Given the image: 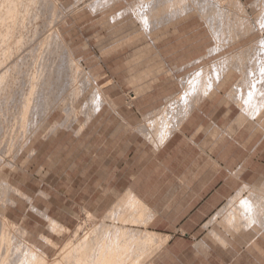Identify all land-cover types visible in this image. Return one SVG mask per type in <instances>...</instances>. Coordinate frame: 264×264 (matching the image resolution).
<instances>
[{
	"label": "rangeland",
	"instance_id": "374dc122",
	"mask_svg": "<svg viewBox=\"0 0 264 264\" xmlns=\"http://www.w3.org/2000/svg\"><path fill=\"white\" fill-rule=\"evenodd\" d=\"M149 1L156 9L149 10ZM149 1L11 0L7 3L8 8L14 7L10 11L5 8L7 0L5 5L0 1L4 7H0V18H4L0 21L5 23L0 24V264H31L43 259L46 264H96L102 248L122 251L125 245L129 250L122 255L126 256L123 260L155 263L166 236L146 228L144 204L133 205L127 194L115 193L113 187H99L105 164L106 174H113V136L119 140L132 137L139 142L147 139L156 146L155 133L161 130V122L172 120L176 114L163 112L171 101L184 92L183 99L190 96L193 105L207 97L201 94L202 89L213 78L217 60L245 45H255L264 31L243 30L247 33L244 37L217 49L219 42L207 23L216 15L212 4L199 13L197 0H175L177 5L170 0L177 10L170 6L166 14L165 0ZM221 1L227 6L231 0ZM239 1L247 16L254 18L255 0ZM138 3L143 10L138 9ZM136 10L150 15L154 29L150 34L144 33ZM153 10L159 15H153ZM236 14L232 12L231 18ZM170 16L174 17L172 23ZM225 34L228 40L229 33ZM259 58L261 61L264 56L260 54ZM236 70L226 74L221 85L216 83L209 94L222 88L219 97L227 93V103L240 107L241 103L228 95L245 79ZM196 74L199 78L194 77ZM189 79L195 81L190 86L197 83L194 86L198 91L187 89L191 88L187 86ZM27 106L28 114L23 112ZM233 110V114L238 111L236 107ZM24 114L26 118L20 119ZM104 136L106 152L100 144ZM110 177L106 176L107 183ZM88 232L98 241L92 242L91 252L87 250L82 258L74 249H79ZM5 236L9 245L4 244ZM64 244L69 246L61 253Z\"/></svg>",
	"mask_w": 264,
	"mask_h": 264
},
{
	"label": "crops",
	"instance_id": "0c3cea01",
	"mask_svg": "<svg viewBox=\"0 0 264 264\" xmlns=\"http://www.w3.org/2000/svg\"><path fill=\"white\" fill-rule=\"evenodd\" d=\"M141 12L137 20L149 34L153 28ZM222 92L173 109L187 115L161 122L158 147L113 136V174L105 164L99 187L144 204L146 228L166 236L154 264H264V92L254 108L263 114L242 120V109Z\"/></svg>",
	"mask_w": 264,
	"mask_h": 264
},
{
	"label": "bare ground",
	"instance_id": "6f19581e",
	"mask_svg": "<svg viewBox=\"0 0 264 264\" xmlns=\"http://www.w3.org/2000/svg\"><path fill=\"white\" fill-rule=\"evenodd\" d=\"M1 1V0H0ZM8 1H11V0H7V2H6V0H2V3L3 2H6V6H5V8L7 7V3H8ZM41 1V0H40ZM117 1V0H116ZM142 1V0H141ZM147 1H149V0H147ZM151 1H153V0H151ZM161 1V0H160ZM163 1V0H162ZM180 1V0H179ZM178 1V2H179ZM185 1V0H184ZM188 1V0H187ZM198 1V3H199V7H200V12L199 13H203V10L206 12V7L207 6H209V4H212L213 6H214V8H215V11H216V15L213 17V16H209V18L210 17H213V18H211L210 19V21L209 22H207V23H210L209 25L212 27V31H213V33H214V37H215V39H216V41H218L219 43L216 45V47L215 48H222V46L225 44H227L228 43V41H230V42H233V40H238V39H240V38H242V37H244L247 33H245V32H250V31H255V30H262V31H264V0H255L252 4H254L256 7H257V14L255 15V17L253 18L252 16L250 17V16H247V14H246V11H244V7H243V5H242V3H241V1H239V0H228V1H230L229 3H228V5L227 6H225L224 5V2L223 1H221V0H197ZM34 2V1H33ZM112 2V1H111ZM157 2V1H156ZM177 1H175L174 0V4L176 3ZM196 2V1H195ZM23 3V2H22ZM107 3V2H106ZM148 4H150L148 7H149V10H152V9H156V6H154L153 4H151L150 3V1L149 2H147ZM168 3V4H167ZM185 3H187V2H185ZM191 3V2H190ZM197 3V4H198ZM4 4V3H3ZM16 4V1H15V3H14V5ZM17 4H18V2H17ZM27 4V3H26ZM43 4V3H42ZM102 4H104V3H102ZM139 4V3H138ZM163 4H166V8H164L163 6V8L166 10V14L168 13L167 12V10L168 11H170L169 10V8H170V6H171V8L173 7L172 5H173V1L172 2H170V0H165V2L163 1ZM183 4H184V2H183ZM182 4V5H183ZM5 5V4H4ZM9 5V4H8ZM12 5H13V2H12ZM11 5V6H12ZM19 5V4H18ZM105 5V4H104ZM108 5V4H107ZM111 5V4H110ZM140 5V4H139ZM157 5V4H156ZM167 5H168V7H167ZM175 5H177V3L175 4ZM178 5H179V3H178ZM182 5H180V7L182 6ZM190 5V4H189ZM3 5L1 4V6L0 7H2ZM16 6V5H15ZM23 6V5H22ZM43 6V5H42ZM146 6V7H147ZM184 6H186V5H184ZM191 6V5H190ZM190 6H189V8H190ZM8 7H10V6H8ZM7 7V9L9 10V9H13L14 7H11V8H8ZM17 7V6H16ZM15 7V8H16ZM143 6H138V9H140V10H143V9H141ZM159 7V6H158ZM175 8L177 7V6H174ZM173 7V8H174ZM179 7V6H178ZM194 7V6H193ZM196 7V6H195ZM212 7V6H211ZM3 9H4V7H2ZM2 8H0V9H2ZM25 8H27V7H25ZM98 8V7H97ZM134 8V7H133ZM161 8V7H160ZM159 8V9H160ZM184 8L185 7H183V8H181V11H184ZM192 8V7H191ZM6 9V10H7ZM48 9V8H47ZM102 9V8H101ZM179 9V8H178ZM187 9V8H186ZM195 9H197V8H195ZM15 10V9H14ZM14 10H11V11H13L14 12ZM38 10H39V8H38ZM70 10V9H69ZM161 10V9H160ZM159 10V11H160ZM175 10H177V8L175 9ZM180 10V9H179ZM192 10V9H191ZM191 10H189V11H191ZM194 10V9H193ZM10 11V10H9ZM137 11V10H136ZM147 11H148V9H147ZM147 11H146V13H144L143 11L141 12V14H143V16L141 15V18H142V20L144 19H147V23H149L150 22V20H149V18H147L148 16H150V15H146V14H148L147 13ZM154 11V13H153V15L154 14H156L155 12H156V10H153ZM162 11V10H161ZM188 11V10H187ZM229 11H231L230 13H228ZM238 12V15L236 14V16H234L233 15V18H231V16H232V12ZM2 12V10L0 11V13ZM5 11L3 10V13H4ZM7 12V11H6ZM12 12V13H13ZM16 12V11H15ZM138 12V11H137ZM162 12H164V11H162ZM193 12H195V11H193ZM213 12V11H212ZM226 13L225 14V16L226 15H229L230 16V18H227V16L225 17L224 16V13ZM12 13H9V14H12ZM49 13V12H48ZM130 13V12H129ZM139 13V12H138ZM165 13V12H164ZM176 13H178V12H176ZM180 13H183V12H179V14ZM185 13H187L186 12V10H185ZM184 13V14H185ZM188 13H190V12H188ZM5 14H7V13H5ZM19 14V13H18ZM34 14V13H33ZM134 14V13H133ZM150 14V13H149ZM171 14V13H170ZM213 14H215V12L213 13ZM234 14V13H233ZM4 15V14H3ZM2 15V16H3ZM14 15V14H13ZM27 15V14H26ZM25 15V16H26ZM38 15V14H37ZM139 15V14H138ZM152 15V16H153ZM156 15H159L158 13L156 14ZM172 15H173V13H172ZM203 16H204V14H202ZM5 16V15H4ZM118 16V15H117ZM161 16V15H160ZM166 15L164 14V17H165ZM177 16V15H176ZM182 16V15H181ZM184 16V15H183ZM206 16H208L207 14H206ZM9 17V16H8ZM7 17V18H8ZM16 17V16H15ZM34 17H35V15H34ZM112 17V16H111ZM121 17V16H120ZM178 17H180V16H178ZM177 17V18H178ZM202 17V16H201ZM2 18V17H1ZM0 18V19H1ZM6 18V19H7ZM32 18H33V16H32ZM116 18V17H115ZM138 17L136 16V19H137ZM152 18H154V17H152ZM156 18H158V16H156ZM161 18V17H160ZM170 22H171V20L172 19H174V17L172 18V16H170ZM176 18V19H177ZM208 18V17H207ZM25 19V18H24ZM23 19V20H24ZM169 19V18H168ZM203 19H205L206 20V17L205 18H203ZM231 19V20H230ZM1 20H4V18L3 19H1ZM11 20V19H10ZM39 20V19H38ZM115 20V19H114ZM158 20V19H157ZM157 20H154V21H156L157 22ZM209 20V19H208ZM8 21V20H7ZM19 21H21V20H19ZM153 21V22H154ZM23 22V21H22ZM141 22H143V21H141ZM146 22V21H145ZM2 23V21H0V24ZM13 23H15V22H13ZM151 23V22H150ZM163 23V22H162ZM172 23V22H171ZM5 24V23H4ZM3 23H2V25H4ZM12 24V23H11ZM27 24V23H26ZM143 24V23H142ZM146 24V23H145ZM145 24H143L142 26H143V29H144V25ZM18 25V24H17ZM25 25V24H24ZM28 25V24H27ZM151 24H149V26H150ZM160 25H161V23H160ZM1 26V25H0ZM148 26V25H147ZM153 26H155V25H153ZM3 28H4V26H2ZM25 27V26H24ZM33 27V26H32ZM146 27V26H145ZM165 27V26H164ZM149 28V27H148ZM152 28V27H151ZM159 28H160V26H159ZM45 29V28H44ZM49 29V28H48ZM146 29V28H145ZM5 30V29H4ZM12 30V29H11ZM17 30V29H16ZM18 30H19V28H18ZM52 30V29H51ZM50 30V31H51ZM149 30V29H148ZM151 30H153V29H151ZM156 30H158V29H156ZM243 30H245V32L243 31ZM248 30V31H247ZM2 31V30H1ZM10 31V30H9ZM147 31V30H146ZM145 30H144V33L146 32ZM227 32V33H229V37H228V40H227V38L225 39V37L227 36V34H225V32ZM3 32V31H2ZM40 32V31H39ZM57 32V31H56ZM148 32H150V30L148 31ZM155 32H157V31H155ZM224 32V33H223ZM257 32V31H256ZM12 33V32H11ZM54 33H55V31H54ZM2 34V33H1ZM146 34V33H145ZM148 34V33H147ZM150 34V33H149ZM46 35V34H45ZM258 35V34H257ZM10 36V35H9ZM8 36V37H9ZM13 36V35H12ZM248 36V35H247ZM2 37V36H1ZM0 37V38H1ZM4 38H5V34H4ZM44 38H46V36L44 37ZM43 38V39H44ZM259 38V37H258ZM225 39V40H224ZM3 40V39H2ZM0 41H1V39H0ZM4 41V40H3ZM44 41V40H43ZM50 41V40H49ZM224 41V42H223ZM15 42V41H14ZM33 42V41H32ZM222 42V43H221ZM256 42V43H255ZM2 43V42H1ZM1 43H0V45H1ZM253 43V42H252ZM254 43H255V45H249V46H243V47H241L237 52H235V53H232V54H228V55H226L225 57H221L222 59L221 60H217L218 61V63H217V65L215 64V69L213 70L214 71V73H213V75H211V76H213V78L211 77V80H210V82L209 83H205V82H207V81H205V79L207 80L208 79V77H209V75L207 76V78H205L204 79V86H203V89H202V93L201 94H205V95H207L206 93L208 92L209 93V91L211 92L212 90H213V88H214V85L216 84V83H218L219 84V86L221 85V79L222 78H224L225 76H226V74L228 75L231 71H233V70H235V69H237L241 74H243L244 75V77H245V79L243 80V81H241L240 82V84L239 85H237V86H235L234 87V89H232L231 91H229L230 93L228 94L229 96L232 94V98L233 99H235V100H237L238 102H242V104L240 105V107H241V109H242V112L240 113V115H239V117H240V119L242 120V118H244V116H246V117H248V116H250V117H254V116H258V112H261V114H263L262 113V110L260 111V109L257 111V109H256V111L254 110V108H257L256 106H259V105H257L258 104V99H259V96H260V94L262 93V92H264V62H261V61H263L262 59H261V61H260V58H259V55L261 54V55H263L264 56V37H261V38H259V39H257V40H255L254 41ZM11 44V43H10ZM42 46L44 45V44H41ZM48 45V44H47ZM228 45V44H227ZM3 46V45H2ZM253 46H255V47H253ZM1 47V46H0ZM46 47V46H45ZM63 47V46H62ZM2 49V48H1ZM0 49V50H1ZM41 49H43V48H41ZM52 49V48H51ZM67 49V48H66ZM50 50V49H49ZM3 51V49L1 50V52ZM212 51V50H211ZM8 52V51H7ZM6 52V53H7ZM32 52V51H31ZM40 52V51H39ZM46 52H47V50H46ZM52 52V51H51ZM61 52V51H60ZM207 52H209V51H207ZM5 53V54H6ZM12 53V52H11ZM30 53V52H29ZM3 54V53H2ZM4 54V55H5ZM209 54H210V52H209ZM38 55V54H37ZM2 56V55H1ZM30 56V55H29ZM66 57V56H65ZM2 58H4V56L2 57ZM60 58V57H59ZM245 58V59H244ZM263 58V57H262ZM235 59H237V60H235ZM247 59V60H246ZM249 59V60H248ZM36 60V59H35ZM55 60V59H54ZM244 60H246V63L248 62L249 64H247L246 65V63H245V61ZM3 62H4V60H2ZM50 61V60H49ZM66 61V60H65ZM2 62V63H3ZM36 62V61H35ZM196 62V61H195ZM58 68V67H57ZM56 69V68H55ZM202 70H204L205 71V69H202ZM236 70V71H237ZM62 71V70H61ZM36 72V71H35ZM200 72H202V71H199V73ZM207 73H208V71H206ZM206 72L204 73V74H206ZM37 73V72H36ZM59 73V72H58ZM192 74V73H191ZM198 74V73H197ZM196 74V76L194 75V77H198L199 78V76ZM34 75V73H32V75L30 76V77H32ZM56 75V74H55ZM207 75V74H206ZM5 76H6V74H5ZM60 76V75H59ZM192 77H193V75H191ZM4 77V76H3ZM18 77V76H17ZM22 77V76H21ZM192 77L190 78V79H192ZM205 77V76H204ZM227 77V76H226ZM225 77V78H226ZM2 77L0 76V79H1ZM42 78V77H41ZM197 78V80H199ZM6 79V78H5ZM189 79V80H190ZM194 79V78H193ZM2 80V79H1ZM3 80H4V78H3ZM20 80H23V79H20ZM42 80V79H41ZM186 80V79H185ZM238 80H241V79H238ZM36 81V80H35ZM188 81V80H187ZM222 81H223V79H222ZM32 82H34V81H32ZM184 82V81H183ZM186 82V81H185ZM190 82H195V81H189V83L187 84V86H190L189 84H190ZM198 82V81H197ZM1 84V83H0ZM201 84V83H200ZM237 84V83H236ZM194 85H197V83H195V84H193V83H191V88H187V87H185V88H187L188 90L190 89V90H193V91H195V90H197L198 91V89L194 86ZM199 85V84H198ZM26 86V85H25ZM32 86V85H31ZM186 86V85H185ZM3 87H4V85H3ZM201 87H202V85H201ZM6 88V87H5ZM22 89V88H21ZM215 89V88H214ZM30 90V93H32L33 92V86L29 89ZM16 90H14V92H15ZM97 91V90H96ZM183 91V90H182ZM214 91V90H213ZM184 92V91H183ZM18 93H20V92H18ZM41 93V92H40ZM44 93V92H43ZM185 93V92H184ZM184 93L182 94V95H178V97H176L175 99H173L172 101H171V103H170V105H169V110H172L173 111V109H176V107H178V105L180 106H183L184 108H189V106H190V103H189V101H190V99H191V97L189 96V97H187V98H185L184 97V99H183V95H184ZM194 93V92H193ZM94 94V93H93ZM190 94V93H189ZM14 95H15V93H14ZM19 95V94H18ZM30 95V94H29ZM95 95V94H94ZM98 95H100V94H98ZM187 95V94H186ZM193 95V94H192ZM20 96V95H19ZM34 96V95H33ZM204 96V95H203ZM14 97V96H13ZM27 98H28V95L26 96ZM32 97V96H31ZM38 97V96H37ZM264 97V93H263V96H262V98ZM99 98V97H98ZM192 98H193V96H192ZM230 98V97H229ZM231 98V99H232ZM13 99V98H12ZM11 99V100H12ZM264 99V98H263ZM262 99V101H264ZM31 99H29L27 102H25L26 104L30 101ZM101 100V99H100ZM183 100V101H182ZM260 100V99H259ZM103 101V100H102ZM262 101H260L261 103H263ZM13 102V101H12ZM91 102V101H90ZM53 103V102H52ZM99 103H100V101H99ZM103 103H105L104 101H103ZM29 104V103H28ZM96 104H97V102H96ZM192 104V103H191ZM261 105V104H260ZM97 106V105H96ZM180 106V107H181ZM262 107H264V104L263 105H261ZM22 107V106H21ZM98 107V106H97ZM100 107V106H99ZM179 107V108H180ZM27 108H28V106L27 107H25L24 108V113L26 112L27 113ZM182 108V107H181ZM181 108H180V110H181ZM183 108V109H184ZM261 109H263V108H261ZM91 110V109H90ZM166 110V109H165ZM185 110H187V109H185ZM184 110V111H185ZM175 111V110H174ZM182 111V110H181ZM253 111H255V112H253ZM165 112V111H164ZM183 112V111H182ZM181 112V114L179 113V111H178V113L176 112V114L175 115H173L172 116V120H178V117H179V119H180V121L187 115V114H185L184 112L182 113ZM169 113V112H168ZM28 114V113H27ZM171 114V113H170ZM26 114H24V115H20V119H21V117L23 118V119H25L26 117H23V116H25ZM94 115V114H93ZM164 115H166V113L164 114ZM179 115V116H178ZM259 115H260V113H259ZM167 116V115H166ZM178 116V117H177ZM91 117V116H90ZM259 117V116H258ZM11 118V117H10ZM161 118V117H160ZM249 118V117H248ZM163 119V118H162ZM169 118H167V120H168ZM245 119V118H244ZM252 119H254V118H252ZM169 121V120H168ZM170 121H171V119H170ZM163 122V121H162ZM172 122V121H171ZM182 122V121H181ZM180 122V123H181ZM168 123V122H167ZM176 124H178L177 122H175ZM2 124V123H1ZM15 124V123H14ZM141 124H143V123H141ZM162 124L163 123H161V126H162ZM173 124H174V122H173ZM147 125V124H146ZM168 125V124H167ZM154 126V125H153ZM173 126V125H172ZM149 127V126H148ZM164 127H165V124H164ZM175 127H177V125H175L174 124V126H173V128H175ZM150 128V127H149ZM169 128H171V127H169ZM178 128V127H177ZM13 129V128H12ZM141 129V128H140ZM153 129V128H152ZM159 129H161V128H159ZM150 130V129H149ZM167 130H168V127H167ZM142 131H144V130H142ZM141 131V132H142ZM153 131V130H152ZM162 131V130H161ZM161 131H160V133H161ZM170 131H172V129H170ZM170 131H169V133H167V134H170ZM12 132V131H11ZM145 132V131H144ZM165 132V131H164ZM147 133V132H146ZM142 134V133H141ZM155 135H156V133H155ZM162 135V134H161ZM160 135V136H161ZM172 135V134H171ZM157 136V135H156ZM164 137H165V135H164ZM158 138H159V136H158ZM162 138V137H161ZM167 138V137H166ZM14 140V139H13ZM162 140V139H161ZM22 141V140H21ZM26 141H27V139H26ZM25 141V142H26ZM159 141V140H158ZM157 143V142H156ZM155 143V144H156ZM25 144V143H24ZM157 146V145H156ZM10 147H11V145H10ZM24 147V146H23ZM158 147V146H157ZM160 147V146H159ZM9 151V150H8ZM2 180V179H1ZM5 185V184H4ZM257 187V186H256ZM264 187V186H263ZM20 194V193H19ZM129 195H130V193H129ZM132 196V198H133V195H131ZM256 198V197H255ZM128 199V198H127ZM126 199V200H127ZM260 199V198H259ZM264 199V198H263ZM262 199V200H263ZM130 200V199H129ZM245 200V199H244ZM252 201V200H251ZM260 201V200H259ZM134 203H135V201H134ZM140 203V202H139ZM139 203H135V205H137L138 204V206H140L141 207V205L139 204ZM264 204V203H263ZM115 205V204H114ZM130 205V204H129ZM258 205V204H257ZM239 207V206H238ZM237 207V208H238ZM127 209V208H126ZM117 210V209H116ZM256 210H257V208H256ZM235 211V210H234ZM240 211V210H239ZM251 211V210H250ZM260 211V210H259ZM148 212V211H147ZM243 212V211H242ZM252 212H254V211H252ZM256 212V211H255ZM238 213V212H237ZM257 213V212H256ZM106 215V214H105ZM117 215H118V213H117ZM119 215H120V213H119ZM118 215V216H119ZM238 215V214H237ZM256 215V214H255ZM141 216V215H140ZM147 216V215H146ZM145 216V217H146ZM234 216V215H233ZM253 216V215H252ZM113 217V216H112ZM239 215H238V219H239ZM257 217V216H256ZM231 218V217H230ZM138 219V218H137ZM228 219V218H227ZM110 220V219H109ZM130 220V219H129ZM103 222V221H102ZM120 222V221H119ZM124 222H125V220H124ZM236 222H238V221H236ZM104 223V222H103ZM116 223V222H115ZM144 223H145V221H144ZM143 223V224H144ZM252 223V222H251ZM50 224V223H49ZM133 224V223H132ZM241 224V223H240ZM257 225V224H256ZM102 226V225H101ZM93 228V227H92ZM109 228V227H108ZM117 228V227H116ZM109 230V229H108ZM123 231V230H122ZM121 231V232H122ZM9 233V232H8ZM85 233V232H84ZM94 233H95V231H94ZM2 234V233H1ZM1 234H0V236H1ZM9 236V235H8ZM4 237V236H3ZM2 237V238H3ZM6 237V236H5ZM84 238H83V241H82V239H81V241H82V243L83 244H81V243H79L80 245V247H79V249L78 248H75L74 246H77V245H74L73 246V244H72V247H74L75 249V251H77V252H75V253H77V255H78V253L80 254V256L83 258V257H85L86 256V252H88L89 253V251L91 252V250H89V248L90 247H92L91 245H92V242L95 240H97L96 239V237L95 236H93V235H91L89 232H88V234H86V235H84L83 236ZM13 238V237H12ZM74 238H77V237H74ZM103 238V237H102ZM121 238V237H120ZM135 238V237H134ZM144 238V237H143ZM1 239V238H0ZM6 242H4V244L5 243H7L8 245H9V237H6V238H3ZM107 239V238H106ZM110 239V238H109ZM137 239V238H136ZM147 239L148 240H151V243H152V238L149 236V234H148V237H147ZM104 240V239H103ZM121 240V239H120ZM147 240V241H148ZM77 241H79V240H77ZM80 241V242H81ZM98 241V240H97ZM97 241L95 242V244L97 243ZM105 241V240H104ZM104 241H103V243H104ZM74 242H75V240H74ZM122 242V241H121ZM124 242H125V240H124ZM136 242V241H135ZM142 242V241H141ZM2 243V242H1ZM70 243V242H69ZM68 243V241H67V244H69ZM75 243H77V242H75ZM74 243V244H75ZM151 243H149V244H151ZM6 244V245H7ZM65 245L64 244V247H62V251H61V253L62 252H64V250H66L67 248H68V246L69 245ZM78 244V243H77ZM99 244V243H98ZM131 244V243H130ZM142 244V243H141ZM153 244V243H152ZM7 245V246H8ZM82 245V246H81ZM100 245H102V244H99V247H100ZM157 245V244H156ZM110 246H111V244H110ZM126 246V245H125ZM124 246V248H122V249H124V250H122L121 251V249H119V250H117L115 247H113L112 249H110V248H108L107 250H104V248H102L103 250H104V253H103V250H102V252H101V250L99 251V254L101 253V255H99L98 256V260H95V261H97L96 262V264L98 263V264H115V262H116V264H133L134 262H132L131 260L132 259H126V260H123V258L125 257L126 258V256L124 255L123 257H122V255L123 254H125L126 253V250H129L128 249V247H125ZM146 246H147V244H146ZM102 247H103V245H102ZM136 247V246H135ZM155 248V247H154ZM157 248V247H156ZM155 248V249H156ZM78 249V250H77ZM151 249V248H150ZM73 250V248H72V251H74ZM87 250H89V251H87ZM131 250V249H130ZM69 251V250H68ZM72 251H71V253H72ZM125 251V252H124ZM149 251V250H148ZM124 252V253H123ZM152 252V251H151ZM5 253V252H4ZM6 253H7V247H6ZM66 253H67V251H66ZM69 253V252H68ZM139 253V252H138ZM145 252H143V254H144ZM150 253V252H149ZM8 254V253H7ZM128 254V253H127ZM142 254V255H143ZM140 255V254H139ZM152 255V254H151ZM2 256V255H1ZM5 256V255H4ZM3 256V257H4ZM42 256H44V255H42ZM61 256H63V254L61 255ZM67 256V255H66ZM79 256V255H78ZM87 256H89V255H87ZM154 256V255H153ZM26 257H27V255H26ZM74 257V256H73ZM81 257H77V258H79V260H82V259H80ZM129 257V256H128ZM133 257V256H132ZM4 258H6V257H4ZM18 257H16V259H17ZM22 258H23V256H22ZM22 258H20V260L22 259ZM28 258V257H27ZM34 258V257H33ZM32 258V259H33ZM37 258V257H36ZM62 258V257H61ZM60 258V259H61ZM142 258V257H141ZM1 259V258H0ZM7 259V258H6ZM5 259V260H6ZM35 259V258H34ZM38 259V258H37ZM39 259H41V258H39ZM86 259H88V258H86ZM86 259H84V260H86ZM137 259V258H136ZM135 259V260H136ZM139 259V258H138ZM145 259V258H144ZM25 260V259H24ZM30 260V259H29ZM66 260V259H65ZM68 260V259H67ZM66 260V261H67ZM70 260V259H69ZM89 260V259H88ZM143 260V259H142ZM150 260V259H149ZM13 261V260H12ZM22 261V260H21ZM39 261V260H38ZM36 262V261H32V263L33 264H46V262H45V260L43 259V260H41V261H39V262ZM134 261V260H133ZM17 262V261H16ZM15 262V263H16ZM36 262V263H35ZM57 262V261H56ZM56 262H55V264H56ZM59 262V261H58ZM79 262V261H78ZM94 262V261H93ZM136 262V261H135ZM138 262V261H137ZM142 262V261H141ZM141 262H140V264H141ZM8 264H9V262H7ZM31 263V264H32ZM80 263V262H79ZM83 263H85V262H83ZM25 264V263H24ZM58 264V263H57ZM61 264V263H60ZM69 264V263H68ZM85 264H87V263H85ZM92 264V263H91ZM94 264V263H93ZM146 264H151V263H149V262H147Z\"/></svg>",
	"mask_w": 264,
	"mask_h": 264
}]
</instances>
